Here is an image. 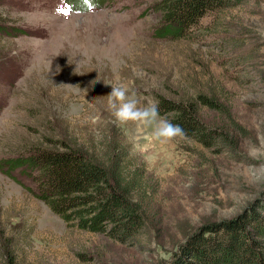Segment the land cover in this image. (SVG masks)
Returning <instances> with one entry per match:
<instances>
[{
    "label": "rangeland",
    "instance_id": "obj_1",
    "mask_svg": "<svg viewBox=\"0 0 264 264\" xmlns=\"http://www.w3.org/2000/svg\"><path fill=\"white\" fill-rule=\"evenodd\" d=\"M153 2L0 0V264H158L201 225L264 205V0L220 3L179 36L160 33ZM117 78L141 105L192 102L219 136L162 142L116 121ZM53 138L139 168L133 240L68 226L35 195L18 158Z\"/></svg>",
    "mask_w": 264,
    "mask_h": 264
},
{
    "label": "trees",
    "instance_id": "obj_2",
    "mask_svg": "<svg viewBox=\"0 0 264 264\" xmlns=\"http://www.w3.org/2000/svg\"><path fill=\"white\" fill-rule=\"evenodd\" d=\"M240 0H154L161 13L160 33L179 36L194 28L202 15L220 3ZM160 31V29H159ZM160 115L179 124L186 136L207 143L219 136L199 121L192 102L156 98ZM36 146L18 158L30 171L35 195L68 226L128 242L146 223L140 202L133 197L136 178L115 149L100 156L64 139ZM207 145V144H206ZM139 174V173H138ZM14 264L13 256H7ZM158 264H264V205L250 204L235 216L201 225Z\"/></svg>",
    "mask_w": 264,
    "mask_h": 264
},
{
    "label": "clouds",
    "instance_id": "obj_3",
    "mask_svg": "<svg viewBox=\"0 0 264 264\" xmlns=\"http://www.w3.org/2000/svg\"><path fill=\"white\" fill-rule=\"evenodd\" d=\"M110 85L111 92L107 95L108 107L116 121L120 123L132 122L137 125H154L150 138L162 142L185 138V130L179 124L160 115L158 103L149 101L141 105L133 98L134 93L130 85L121 82L119 78Z\"/></svg>",
    "mask_w": 264,
    "mask_h": 264
},
{
    "label": "snow or ice",
    "instance_id": "obj_4",
    "mask_svg": "<svg viewBox=\"0 0 264 264\" xmlns=\"http://www.w3.org/2000/svg\"><path fill=\"white\" fill-rule=\"evenodd\" d=\"M59 11H61L64 15H68V12L65 11L64 9H59Z\"/></svg>",
    "mask_w": 264,
    "mask_h": 264
}]
</instances>
